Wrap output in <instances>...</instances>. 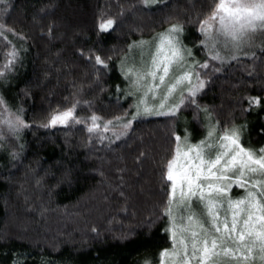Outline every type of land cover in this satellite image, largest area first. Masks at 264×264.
<instances>
[{
	"label": "trees",
	"instance_id": "16d2710c",
	"mask_svg": "<svg viewBox=\"0 0 264 264\" xmlns=\"http://www.w3.org/2000/svg\"><path fill=\"white\" fill-rule=\"evenodd\" d=\"M212 5L213 0H157L147 7L141 0H9L0 22L25 39L9 34L20 59L0 78V97L11 110L22 108L30 127L19 139H0V264L159 263L161 250L171 247L162 215L168 192L162 170L175 146L173 133L199 142L207 130L205 113L186 104L175 118L134 121L128 135L111 142H100L84 124L40 125L53 110L76 101L81 119L94 113L104 122L133 111L118 70L129 45L180 23L185 44L203 61L208 56L198 43L197 21ZM103 18L116 23L100 33ZM80 49L110 57L108 69L98 73ZM6 51L0 40V66ZM210 64L221 71L208 70L198 103L207 106L213 122L246 126L245 147H264V104L249 109L247 99L264 101V47Z\"/></svg>",
	"mask_w": 264,
	"mask_h": 264
},
{
	"label": "snow or ice",
	"instance_id": "6c2138e0",
	"mask_svg": "<svg viewBox=\"0 0 264 264\" xmlns=\"http://www.w3.org/2000/svg\"><path fill=\"white\" fill-rule=\"evenodd\" d=\"M141 3L147 7L157 0H141ZM8 10L9 0H0V15L7 14ZM115 23L114 18H103L98 31L109 32ZM197 23L201 37L198 43L201 50L207 52V59H196L192 48L183 43V24L173 23L154 38L150 58L142 67L122 64L121 74L132 89L125 91V95L140 93L130 105L133 109L130 113L125 111L123 116L103 123L94 113L81 119L75 114L80 103L76 101L63 110H53L40 126L84 124L88 133H96L100 142L105 139L111 142V138L102 133L112 130L118 140L128 135L138 119L175 118L186 104L194 105L205 113L207 130L197 143L190 142L187 133L183 137L173 133L175 146L162 170V178L168 182L162 215L167 217L165 231L171 247L161 250L159 264H264V147H245L241 140L246 126L213 122L207 106L197 101L198 94L208 83V70L221 71L210 61L223 65L235 60L237 52L252 45L257 33L264 35V0H213L209 11ZM9 34L25 39L0 22V40L6 42L7 48L0 78L14 70L20 59L19 49L9 39ZM134 43L143 46L147 42ZM132 47L129 45L130 50ZM78 51L94 67L99 66L98 73L108 69L110 57L105 59L93 49H88L87 53L82 49ZM117 91H120L119 86ZM149 99L153 103H149ZM247 99L249 109L264 104L258 97ZM83 103L89 104L88 101ZM22 111V108L11 110L0 97V139L6 135L19 139L21 130L30 127L22 118ZM12 155L15 157L14 153ZM234 186L242 189L244 195L233 199L230 192ZM194 199L202 208L200 215L193 211ZM176 208L187 212L177 216Z\"/></svg>",
	"mask_w": 264,
	"mask_h": 264
},
{
	"label": "rangeland",
	"instance_id": "374dc122",
	"mask_svg": "<svg viewBox=\"0 0 264 264\" xmlns=\"http://www.w3.org/2000/svg\"><path fill=\"white\" fill-rule=\"evenodd\" d=\"M157 36L158 35H156V36H154L152 38H149V39H141V40L147 42L143 46H140L138 43H134L133 42L131 44V45H133V47L131 48V50L128 49L127 53L122 57L121 61L118 63V70H119V72L121 73L122 64L123 65H126V66H129V67H132V66H135L137 68L142 67L143 63L144 62H147L149 60V58H150L149 57V52L153 50V47H154L153 41H154V38L157 37ZM183 36H184V32H183ZM141 40H138L136 42H139ZM183 43L185 44L184 40H183ZM263 47H264V35H261V34L257 33L256 36H255V38H254V41H253L252 45L251 46H245L242 51H239V52L236 53V56H237V58L248 57V56L251 55V53L255 49L263 48ZM204 52L208 56L207 52L206 51H204ZM245 52L247 53V55L244 54ZM222 54H224V53H222ZM231 61L232 60H228L226 63H229ZM123 79H124V77H123ZM125 81L127 82L126 91L127 90H132V89H130L129 81H127V80H125ZM139 95H140V93L137 92L134 96H128V97L129 98H132L133 99V103H134L135 100L138 98ZM156 102H158V101H156ZM149 103H153V101L151 99H149ZM148 117H157V116H148ZM88 122L90 123V121H88ZM72 123L73 122H70V124H72ZM100 123H103V121L101 120ZM114 123H115V121H114ZM56 127H65V126L58 125ZM116 130L119 131L120 129L117 128ZM102 134L104 136H106V137H109V138H115L113 136V134H112V130H110V131H108L106 133H102ZM242 138H243V134H242ZM189 141L192 142L190 138H189ZM241 142H242V140H241ZM242 195H244L243 190L240 189V188H238V187H235V186L232 188V190L230 192V196L233 199H237V198H239ZM192 207H193V211H195L197 213V215H200V213L202 211V208L199 205L198 201H196L195 199L193 200V206ZM186 212H187L186 209H182V208H176L175 209V213H176L177 216L181 215L182 213L186 214ZM229 264H233V262H231V263L229 262Z\"/></svg>",
	"mask_w": 264,
	"mask_h": 264
}]
</instances>
